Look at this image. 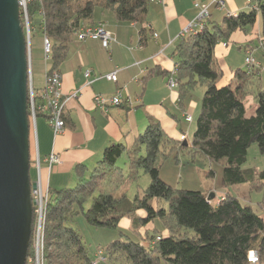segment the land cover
I'll use <instances>...</instances> for the list:
<instances>
[{"label": "trees", "instance_id": "1", "mask_svg": "<svg viewBox=\"0 0 264 264\" xmlns=\"http://www.w3.org/2000/svg\"><path fill=\"white\" fill-rule=\"evenodd\" d=\"M150 2L28 0L27 12L32 26L42 28L44 38L51 43L50 69L55 70L66 57L71 37L92 19L96 9L112 11L119 21L142 24ZM256 3L258 10L227 16L221 25L207 20L201 31L182 38L176 46L173 57L181 91L191 93L199 85L205 86L191 146L188 141L168 138L160 122L151 119L131 148L123 144L106 148L97 167L88 177H80L75 188L49 190L45 227L47 264L93 263L95 256L91 257L82 236L69 225L80 212L95 228L119 230L121 220L128 217L133 220L134 235L140 227L155 220L170 230L169 237L154 236L148 247L119 230V238L105 249L107 263L250 264L251 251L264 259L261 211L256 212L231 194L213 205L203 192L175 189L160 177L163 163L186 149L192 158L197 154L211 163L222 164L224 187L246 184L250 190L264 192V170L243 169L252 145L256 144L264 155V90L255 88L260 69L238 72L234 86L220 87L218 82L223 74L215 60L217 45L228 41L237 30L248 32L259 14L264 35V0ZM248 95H253L257 104L250 117L245 106ZM123 155L128 162L126 172L118 166ZM142 171L149 175L151 183L131 201L127 194ZM208 176L213 177L214 172L210 171ZM154 200L159 202L157 208L153 206ZM86 204L91 205L85 211ZM260 208L264 211V198ZM138 211H145L147 216L138 217ZM157 237L161 240L156 241ZM32 247L33 237L28 255Z\"/></svg>", "mask_w": 264, "mask_h": 264}, {"label": "crops", "instance_id": "2", "mask_svg": "<svg viewBox=\"0 0 264 264\" xmlns=\"http://www.w3.org/2000/svg\"><path fill=\"white\" fill-rule=\"evenodd\" d=\"M213 1L200 0L203 5L211 4L210 21L220 25L230 13L238 15L251 11L248 0H221L224 7L212 4ZM198 14L193 0L151 1L142 24L119 21L112 11L98 8L92 19L80 29L104 25L116 42L105 48L98 40L80 41L78 32L71 37L66 57L55 69L62 76V91L68 99L64 113L65 130L55 135L47 118L39 116L30 134L31 158H34L31 169L37 168L35 182L40 179L44 191L69 189L78 183L80 177H88L106 148L113 144L131 148L151 119L160 122L168 138L180 141L186 135L188 145H192L196 130L193 125L201 112L203 93L196 94V89L185 94L180 83L172 90L168 82L169 77L177 72L173 55L182 39L181 33ZM261 38L264 35L259 14L256 24L248 32L237 30L228 41L217 45L215 60L223 74L218 82L220 87L234 86L238 72H249L246 59L250 52L257 69H260L255 88L264 90ZM50 68H46L45 73ZM88 71L90 76L86 77ZM113 72H117V83L104 78ZM45 73L38 89L44 86ZM32 79L34 84L33 72ZM76 92L79 97L70 98ZM117 93L122 94L123 105L112 107L108 113L96 107V95L112 97ZM245 106L247 116L254 115L257 104L253 95L246 97ZM187 116L192 117L191 122L186 120ZM51 155L58 156L60 162L50 169L47 159ZM162 169L163 166L161 173ZM235 187L239 185L229 188ZM203 193L208 197L214 194L213 205H218L230 194L218 193L213 188ZM153 206L157 208L159 202L154 200ZM137 216L145 218L147 214L138 211ZM119 230L133 234V220L122 219ZM135 235H140V244L148 247L154 236L169 237L171 233L160 220H155L140 227Z\"/></svg>", "mask_w": 264, "mask_h": 264}, {"label": "water", "instance_id": "3", "mask_svg": "<svg viewBox=\"0 0 264 264\" xmlns=\"http://www.w3.org/2000/svg\"><path fill=\"white\" fill-rule=\"evenodd\" d=\"M20 5L0 0V264H26L38 187L31 180V62Z\"/></svg>", "mask_w": 264, "mask_h": 264}, {"label": "rangeland", "instance_id": "4", "mask_svg": "<svg viewBox=\"0 0 264 264\" xmlns=\"http://www.w3.org/2000/svg\"><path fill=\"white\" fill-rule=\"evenodd\" d=\"M21 10L24 12V15H22V22L25 30L27 33L30 32L31 34L29 59L31 62V72L34 73L35 90L37 91L39 90L37 87H39L46 68L50 67L52 64V57H50L49 60L45 59L43 29L40 27L34 28V26H32L33 21L27 12V6L26 9L21 7ZM202 93L204 96L205 87L199 85L197 87L196 94L201 95ZM34 123L35 122L31 119V129H34ZM196 125L197 122L195 121L193 126ZM176 157H178L177 159L179 162L176 160ZM32 159L34 158H31V164ZM127 165V157L123 155V157H121L118 161V166L123 168L126 172L128 169ZM250 168L264 170V155L259 152L256 144L252 145L249 149L247 161L243 166V169ZM210 171L214 172L213 177L208 176ZM36 173L37 168L33 167L31 169L32 182H35ZM160 177L166 184L178 190L206 192L213 188L217 190L218 193L220 192L225 194L229 192L231 195L237 196L244 204L251 206L256 212L261 211L260 213L264 217V211H262L260 208L264 198V192L262 190H250V186L246 184L241 186L239 185V187L235 188L224 187L222 183L223 165L217 162L211 163L206 157L197 154L192 158L191 153L186 149L178 152L177 155H171V157L163 163V169ZM150 183L151 179L149 175L142 171L139 174L137 182L130 188L127 197L133 201L137 195H142L146 191ZM76 185L77 184L70 187L69 189L75 188ZM90 205L91 204L85 205V211L88 210ZM69 225L82 236L91 257H94L99 250L105 251L108 245L119 238V232L121 231L109 228L92 227L87 223L82 212L76 214L73 222H71ZM158 229L160 230V228ZM127 234L131 235L133 240H141L140 235H133L132 233ZM32 252L33 249L30 254H32ZM104 264L114 263L104 262ZM117 264H126V262H119Z\"/></svg>", "mask_w": 264, "mask_h": 264}, {"label": "built area", "instance_id": "5", "mask_svg": "<svg viewBox=\"0 0 264 264\" xmlns=\"http://www.w3.org/2000/svg\"><path fill=\"white\" fill-rule=\"evenodd\" d=\"M152 2H162L165 0H151ZM28 0H20V7L26 9ZM194 7L199 11L196 20L189 23L181 33V38L189 36L191 34H196L204 28V24L210 19V5L201 4L200 0H193ZM212 4L220 7H224V3L221 0H214ZM248 4L251 9L258 10V5L256 0H248ZM229 17L237 16L236 14H228ZM29 38V50L31 46V34L28 33ZM78 39L84 41L86 39H93L101 41L105 48H109L112 43L116 42L115 37L105 29L104 25H99L97 27H86L78 31ZM262 46L264 47V38L260 39ZM44 52L45 59L49 60L51 56V43L47 37L44 38ZM247 65L249 66V72H252L257 68L255 60L252 58L250 52L246 59ZM177 72H174L171 77H169L168 85L174 90L178 87ZM90 76V72H86V77ZM109 81L117 83L118 75L117 72L107 74L104 76ZM63 81L62 76L57 70L47 69L44 77V86L42 89L35 90L32 72L30 73L29 80V93H28V111L30 119L34 122L36 121L38 115L45 116L53 129L55 135L61 134L66 127L64 113L66 110L67 100L64 97L62 91ZM79 93H74L70 98H78ZM95 105L101 108L104 112L108 111L112 107H118L123 105L124 100L121 93H117L112 97H105L103 95H96L94 99ZM186 120L188 122L192 121L191 116H187ZM181 141H187V136L183 135ZM48 164L50 169L55 165L59 164V157L56 155H51L48 159ZM37 190L33 192L32 198L35 202L34 205V230H33V252L28 255L26 264H47L46 259V244H45V227H46V211L49 201V192L44 191L42 187L41 180L37 182ZM161 237H157L156 241H160ZM106 254L104 250H99L94 257L92 264H104L106 262ZM248 262L250 264H264V259H262L256 251H251L248 256Z\"/></svg>", "mask_w": 264, "mask_h": 264}, {"label": "clouds", "instance_id": "6", "mask_svg": "<svg viewBox=\"0 0 264 264\" xmlns=\"http://www.w3.org/2000/svg\"><path fill=\"white\" fill-rule=\"evenodd\" d=\"M211 202V201H210Z\"/></svg>", "mask_w": 264, "mask_h": 264}]
</instances>
